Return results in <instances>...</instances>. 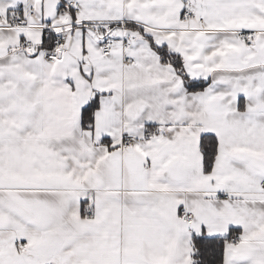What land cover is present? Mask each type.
<instances>
[{
    "label": "snow or ice",
    "instance_id": "obj_1",
    "mask_svg": "<svg viewBox=\"0 0 264 264\" xmlns=\"http://www.w3.org/2000/svg\"><path fill=\"white\" fill-rule=\"evenodd\" d=\"M0 264H264V0H0Z\"/></svg>",
    "mask_w": 264,
    "mask_h": 264
}]
</instances>
